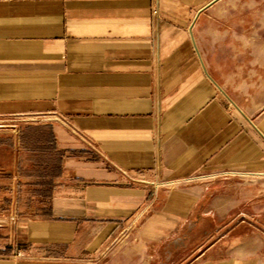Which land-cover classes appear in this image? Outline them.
<instances>
[{"label": "crops", "instance_id": "obj_1", "mask_svg": "<svg viewBox=\"0 0 264 264\" xmlns=\"http://www.w3.org/2000/svg\"><path fill=\"white\" fill-rule=\"evenodd\" d=\"M217 1L0 0V264H264L202 180L264 179V94L196 34Z\"/></svg>", "mask_w": 264, "mask_h": 264}, {"label": "rangeland", "instance_id": "obj_2", "mask_svg": "<svg viewBox=\"0 0 264 264\" xmlns=\"http://www.w3.org/2000/svg\"><path fill=\"white\" fill-rule=\"evenodd\" d=\"M202 17L195 30L216 78L225 85L264 94V0H218ZM11 123L0 129H20L24 124ZM202 180L208 184V203L223 218L222 240L237 241V250L242 251L240 240L252 242L246 250H256L264 242L263 175L221 173ZM217 236L208 238L207 244Z\"/></svg>", "mask_w": 264, "mask_h": 264}, {"label": "built area", "instance_id": "obj_3", "mask_svg": "<svg viewBox=\"0 0 264 264\" xmlns=\"http://www.w3.org/2000/svg\"><path fill=\"white\" fill-rule=\"evenodd\" d=\"M7 126V122L0 120V127Z\"/></svg>", "mask_w": 264, "mask_h": 264}]
</instances>
